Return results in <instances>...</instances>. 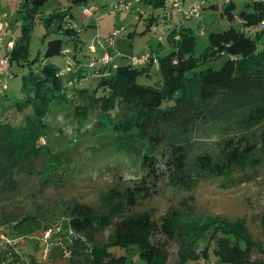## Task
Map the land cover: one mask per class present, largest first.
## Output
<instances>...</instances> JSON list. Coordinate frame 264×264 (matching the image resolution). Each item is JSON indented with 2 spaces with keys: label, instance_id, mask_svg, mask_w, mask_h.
Returning <instances> with one entry per match:
<instances>
[{
  "label": "trees",
  "instance_id": "1",
  "mask_svg": "<svg viewBox=\"0 0 264 264\" xmlns=\"http://www.w3.org/2000/svg\"><path fill=\"white\" fill-rule=\"evenodd\" d=\"M14 1L19 3L15 12L21 33L13 49L5 54L10 57L11 70L5 80L7 87L0 91V191L15 185L17 173L38 174L41 184L57 181L65 165L63 152L56 153L41 144V138H47L50 130L47 118L56 108L72 109L83 120L94 115L90 132L102 136L105 142L102 140L101 145L110 146L113 153L140 158L146 172L133 186L106 192L102 198L107 207L104 212L76 201L67 205V212L56 224L26 215L11 221L12 232L8 234L29 237L43 235L51 228L52 238H60L58 253L69 264H126L127 255L115 253L114 247L136 248L140 260H134L135 264H187L201 259L211 262L212 256L217 263L264 264L262 258L254 256L264 253V244L254 239L243 217L232 220L198 213L193 207L173 206L156 219L147 211L133 210L148 187L159 185L160 175L167 173L173 185L191 189L198 178L227 175L254 151L264 152V47L260 46L264 29L250 32L264 20V0H253L248 10L240 11L241 26L233 23L236 5L229 3L224 11L229 25L209 31L208 43L199 55H195V30L192 24L186 25V20L199 18L175 13L165 0H129L133 7L130 20L136 15L138 20L144 18L149 6L167 11L163 16L166 25L162 26L165 35L158 36L154 48L139 53H150V59L138 66L130 60L134 54L120 49L116 54L108 51L114 56L113 64L91 65L107 50L103 44L96 53L98 47H88L81 39L84 28L90 26L89 18L94 17H84V7L98 8L89 4L90 0H68L66 9L59 7L48 14L44 7L49 0ZM193 1L182 2L187 6ZM208 2L204 0L201 16L212 3ZM74 5L82 6L83 24L71 11ZM8 13L6 23L13 14ZM39 22L46 30L44 39L54 36L44 47V57L42 48L41 52L40 48L31 49ZM159 22V15L153 12L147 25L155 29ZM60 55L66 58L64 67L50 60ZM120 58L129 62L124 64ZM156 58L160 78L152 84L140 82V76H151ZM216 60H222L220 66H208ZM68 64L72 69L58 76ZM13 67H27V71L21 75ZM18 74L22 80L20 93L15 95L9 91ZM202 129L222 133L219 152L205 150L192 155L195 135ZM71 168L67 166V170ZM144 182L150 183L145 190ZM6 222L0 220V226ZM261 224L264 230V218ZM57 226H61L60 231ZM70 227L78 236L72 246L66 245L71 251L66 256L61 243L65 244ZM108 228L111 231L107 240L100 242L99 234ZM26 239L25 243H30ZM168 240L178 244L174 262L167 249ZM34 241L35 245L39 243L38 239ZM20 245L16 246L18 252L13 246L0 245V264H8L5 260L9 255L18 264H41L37 258L43 260L44 248L41 256L39 250L23 255L18 250ZM53 247L45 261L54 253L50 252Z\"/></svg>",
  "mask_w": 264,
  "mask_h": 264
},
{
  "label": "rangeland",
  "instance_id": "2",
  "mask_svg": "<svg viewBox=\"0 0 264 264\" xmlns=\"http://www.w3.org/2000/svg\"><path fill=\"white\" fill-rule=\"evenodd\" d=\"M188 1L193 0H186V2ZM232 1L237 9L242 11L247 9V3L253 0ZM210 2L218 3L220 9L211 11L206 8L199 18L201 19L200 28L204 27L205 34L200 33L197 27V19L186 20V25L191 26L192 24L197 36L198 42L195 55H199L205 49L208 43L207 33L209 31L221 30L225 27L223 26L225 23L227 25L230 22L228 16L226 17L227 13H224L230 2L226 3V0H209ZM89 4H96L98 11L95 12L94 17L89 18V22L93 26L90 25L84 28L81 39L88 47L92 44L98 47L96 53L103 49L101 48L103 47L101 42H103L104 49L112 54H116V51L120 49L124 53L138 56L139 53H143L151 47L154 48L158 43V36L164 33L162 26L166 25V18L163 16H166L167 13L164 7L149 6L144 18L130 20V14L127 11L116 14L110 12V6L114 4V0H90ZM13 5L16 10L19 8L18 2H14ZM68 5V0H49L44 7V11L45 14H48L59 7L66 9ZM81 7V5H74L71 11L75 13L76 21L83 24ZM153 12L160 17L159 25L155 24L156 28L158 27L157 29L153 27L149 29L147 25V21L153 17ZM11 16L13 20L17 21V12H14ZM146 17H148L147 21ZM174 18L179 19L177 16H174ZM18 23L12 28L15 34L7 32L6 42L10 39L16 41V38L20 35L21 30ZM167 23L171 22L168 21ZM115 28H124L116 39V47L110 46L106 42V37ZM45 31L44 25L40 22L37 23L31 41V49L37 50L40 48L41 52L42 48L41 55L43 57L44 47L47 46L48 39L54 37L50 35L49 38L44 39ZM10 35H14V37H10ZM260 46L264 47V35L261 38ZM166 51H168L167 48L165 53ZM33 54L35 53L33 52ZM1 55L2 53H0ZM90 58L87 60L89 61ZM50 60L61 67L66 66L64 55L55 56ZM119 60L124 64L129 62L126 58H120ZM221 62L222 60L212 61L208 63V66L218 67ZM13 69L20 72L21 75L27 71V67H13ZM150 72L151 76L142 75L139 77V81L152 84L160 78L159 60L157 58L156 66ZM21 75L18 74L15 78L9 91L11 94L18 95L20 93ZM47 121L50 130L47 138L45 137L47 140L46 145L56 153L63 152L65 165L60 170L55 182L41 184L40 175L38 174L17 173L15 175V185L12 188L8 187L0 191V220L7 221L0 227L7 233L12 232L13 223L11 221L26 215H37L41 219L46 218L58 223L61 220L60 217L67 212V205L76 201L90 204L100 212H104L107 207L102 198L106 192L113 188L124 190L128 186L140 182L143 175H145L146 170L142 167L140 158L113 153L110 146L101 145L102 140L105 142L102 136L90 132L94 126V115L88 120H83L72 109L60 110L56 108L50 113ZM222 137V133L220 134L212 129L198 130L194 141L195 151L192 155L195 156L205 150L219 152ZM67 166H72V168L67 170ZM160 177L161 182L159 185H151L152 187H148L147 191H144L145 186L150 185V183L144 182V185L139 183L144 186L142 188H144L143 191L146 194L140 198L138 205L133 208L134 211H147L156 219H159L170 207L181 206L193 207L198 213L205 215H219L232 220L243 217L247 220L254 239L264 244V230L261 224V220L264 218V152L262 150L254 151L244 164L227 175H211L198 178L196 186L191 189L173 185L167 173L160 175ZM42 222L44 223L45 220ZM110 231L111 228H108L101 232L98 240L105 242ZM10 235L14 236V233ZM42 237V235L33 234L29 239L30 243L27 244L25 243L27 239L21 240L18 250L23 255L31 252L37 253L39 250L38 255L41 256L44 248ZM36 239L39 240L37 245L34 241ZM160 239L163 241L164 237L162 236ZM59 242L60 238H55L51 245L54 247L50 251H54V255H56L54 258L57 259H49L43 262L44 264H69L68 259H64L58 253L59 248L57 246H60ZM167 249L170 252L171 261H176L178 244L173 240H168ZM113 250L119 255H127L128 261L126 264H135V261L139 259L136 248L125 250L121 247H114ZM254 256L264 260V253L257 252ZM50 257L52 258L51 253ZM212 258L215 260L213 256ZM208 260L201 259L200 262L205 264ZM141 262L146 264L144 261Z\"/></svg>",
  "mask_w": 264,
  "mask_h": 264
},
{
  "label": "built area",
  "instance_id": "3",
  "mask_svg": "<svg viewBox=\"0 0 264 264\" xmlns=\"http://www.w3.org/2000/svg\"><path fill=\"white\" fill-rule=\"evenodd\" d=\"M1 1V0H0ZM183 0H165V2L167 4H171L173 11L175 13H181L184 12L185 16L187 18H200L201 17V12L203 9V3L204 0H194L193 2H191L190 4H188L187 6L183 5ZM132 4L129 0H114V4L112 6H110V12L111 13H118L121 11H127V12H132L133 10ZM98 10V8L95 5H89L87 7H84L83 9V14L84 17H91L95 14V12ZM9 13L4 11L0 13V50H2L4 52L3 56L0 58V91H2V89L6 88V84H5V80H7V77L10 74V70H11V62H10V57L7 54V52L11 51L15 45V39H10L6 42L5 40V27H6V20L8 18ZM135 19H138V16L136 15ZM264 29V20L258 24L255 27V31H259V30H263ZM124 30V28H115L113 31H111L108 34V37L106 38V42L110 45L114 46V43L116 41V38L122 33V31ZM254 33V32H253ZM99 42L101 40H98ZM102 46H103V42ZM94 46V45H93ZM93 46L91 48H93ZM119 53V52H118ZM117 53V54H118ZM150 59V53H146L143 54L141 56H137V55H133L130 57V60L132 62V64L138 66V65H143L146 64V62ZM113 60H114V56L112 54H110L108 51H105L95 62L91 63V65L93 64H101L102 66H107V65H111L113 64ZM72 69V64H68L66 69L61 70L57 73L58 76H63L65 74V72H68ZM41 143L42 144H46L47 140L45 137L41 138ZM61 226H57V230L60 231ZM52 229H48L45 230V232L43 233V237L42 240L45 244L44 247V254H43V260L40 261L41 264H44L43 262H45V259L47 258V255L49 253V250L51 248V245L53 243V238H52ZM33 235V234H32ZM32 235H30L29 237H24V236H11L10 234H8L7 232H5L3 230V228L0 227V245H10L14 247V250L16 252L17 248L16 246L22 242L21 240L26 238H31ZM78 236V233L72 229L71 227L68 228V233L65 236V244H62V248H63V252L65 253L66 256L70 255V249L68 247H66V245H70L72 246L75 238ZM6 262H8V264H18V261L16 260V258H13L12 255L8 257V259L5 260ZM209 264H217L216 262H210Z\"/></svg>",
  "mask_w": 264,
  "mask_h": 264
},
{
  "label": "crops",
  "instance_id": "4",
  "mask_svg": "<svg viewBox=\"0 0 264 264\" xmlns=\"http://www.w3.org/2000/svg\"><path fill=\"white\" fill-rule=\"evenodd\" d=\"M12 1V2H11ZM14 0H1L0 1V13L1 12H4V11H8V12H13V14H14V12L16 11V9H15V7H14V5H13V3L15 2H13ZM227 2H233L232 0L230 1V0H226V3ZM209 3V2H208ZM251 3V2H250ZM250 3H247V5H249ZM207 8H209L211 11H215L216 9L218 10V9H220V6H219V4L218 3H215V2H212V3H210V5L207 7ZM248 10V9H247ZM251 10V9H250ZM16 13V12H15ZM234 13V16H235V18H234V24H238V25H240L241 26V24L240 23H242V19L240 18V15H239V13H240V10H238L237 9V7H236V9H235V11L233 12ZM203 15V14H202ZM200 20L201 19H199V21H198V28H199V30H200V33L201 34H205V29H204V27H202V28H200ZM224 22V21H223ZM16 23H18V21H15V20H13L12 18H10V20H9V22H7V24H6V27H5V40H6V34H7V32L8 33H12V34H15L12 30V28H13V26L16 24ZM229 24V23H228ZM89 25H92V23H90ZM226 25V23L223 25V26H225ZM18 27L20 28V24L18 23ZM163 28V27H162ZM206 28V27H205ZM250 32H255V27H253L252 29H250ZM11 36H13L14 37V35H10V37ZM17 36V35H16ZM9 37V38H10ZM146 51V50H145ZM0 53H2V51H0ZM131 55H133V54H131ZM56 255H54V253H52V258L50 257L49 259L51 260V259H53V260H56L57 258H54ZM37 260H39V261H41V259H38L37 258ZM211 262H216L212 257H211ZM196 263H198V264H202L201 262H200V260L199 261H193V262H190L189 264H196ZM210 263V260H209V262H207V263H205V264H209ZM217 263V262H216ZM217 264H222V263H217Z\"/></svg>",
  "mask_w": 264,
  "mask_h": 264
},
{
  "label": "bare ground",
  "instance_id": "5",
  "mask_svg": "<svg viewBox=\"0 0 264 264\" xmlns=\"http://www.w3.org/2000/svg\"><path fill=\"white\" fill-rule=\"evenodd\" d=\"M162 40V39H161ZM15 46V45H14ZM2 51V50H1Z\"/></svg>",
  "mask_w": 264,
  "mask_h": 264
}]
</instances>
